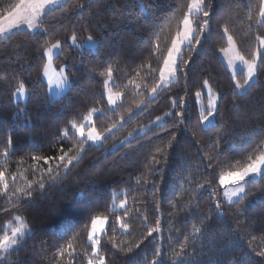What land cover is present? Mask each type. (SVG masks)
<instances>
[{
  "label": "trees",
  "instance_id": "16d2710c",
  "mask_svg": "<svg viewBox=\"0 0 264 264\" xmlns=\"http://www.w3.org/2000/svg\"><path fill=\"white\" fill-rule=\"evenodd\" d=\"M16 2L18 0H0V14ZM208 2L213 5L215 13L211 35L201 45L193 42L191 49L185 46L181 54L183 60L188 61L187 79L179 75L155 97H150V89L159 82V69L163 67L166 49L175 38L177 25L182 14L187 12L190 0H65L47 10L42 27L48 28V32H32L24 28L11 39L1 36L0 81L10 79L13 72H23L25 76L31 73L28 81L31 95H28L26 103L15 102L12 92L16 81H13L10 91L0 85V172H4L10 188L6 199L0 183V237L6 231L9 233L8 229L18 222L16 217H20L29 230L35 231L34 234L28 232L23 235L20 243L10 251L0 253V264H17V261L20 264H87L92 252L87 233L91 218L97 215L108 216L107 228L100 237V254L105 256L106 264H128L129 257L136 253L140 258L147 255L151 260L154 247L161 245L167 264L171 247L178 250L177 242L183 241L184 236L192 231L194 223L198 226V219H193L192 208H181L182 203L186 205L194 196L200 199L193 200L192 207L211 213L214 230L211 235L206 234L188 247L187 252L195 264H213L225 256L238 257L246 252L254 260L262 259L250 252L248 241L251 237L245 236L244 232L256 235L253 246L259 245L257 251L264 247L261 239L264 234L258 230L264 218V197L248 198L251 203L247 217L237 225L234 214L243 206L230 205L223 198L219 174L234 170L238 161L243 165L255 145L264 140V65L249 88L243 93L235 89L234 95L236 82L220 56V49L227 45V37L222 31L227 24L228 33L233 36L241 55L251 58L256 48L255 36L264 33V26L255 22L259 19L255 8L258 0ZM250 2L254 5L251 27L246 19ZM77 3H84L86 7L77 9L74 7ZM80 24L88 30L80 32ZM72 25L78 32V40L82 41L88 35L97 39L96 51H80L72 46L67 39L73 31ZM57 41L61 42L63 49L57 60L67 61L70 87L61 97L51 98L41 77L45 55L41 58L37 51L33 56V49L41 45L47 49ZM26 46H30L28 50ZM89 64L99 66L90 71ZM109 65L113 68L112 87L123 94L115 108H109L104 78L99 76V72ZM149 65L153 72H149ZM181 67L185 65L181 63ZM238 78L243 83L244 77L238 75ZM205 79L221 94L220 115L216 117L215 124L219 127L224 123L230 130L225 137L229 142L219 145L218 159L223 164L214 173L212 187L216 189L215 196L209 195L207 188L191 190L197 183L206 184L211 178L204 174L206 171L212 173L204 166L211 150L210 141L216 139V129L211 125L203 127L202 116L205 113L202 112V104L207 100L195 96L197 91L203 92L200 85ZM136 84L141 85L140 89L135 87ZM181 97L187 101L182 124L180 117L175 116L179 109L173 108L171 103L172 99ZM94 107L103 109L93 117L97 131L115 130L100 145L85 144L86 151L66 176L61 169L63 179L59 183L51 186L46 183L43 191L37 188L28 199L20 190L26 191L29 182L35 185L42 175L47 181L46 169L49 166L55 169L58 163L52 160L45 164L41 160L37 164L32 157L60 155L61 147L70 156L78 154L80 137L77 133L73 135L69 121L83 124L87 112ZM157 116H163L164 122L147 128L145 133L122 146L110 149L111 143L123 139L137 128L146 127ZM65 130L69 136L62 140L60 136ZM173 135L176 137L173 148L166 149L163 158L157 154L161 162L155 167L161 171L153 176L158 188L153 193L152 183H144V173L151 164V156L156 154V148L166 145ZM9 138L18 150L13 151V145L7 144ZM37 168L41 171H34ZM13 176L16 177L14 184ZM186 177L193 181L192 185L185 181ZM254 181V184L246 185L247 191L258 194L264 187V176ZM123 200L127 201L132 218H124L129 225L128 231L120 229L116 220V216L122 215V210L115 205ZM216 200L221 203L220 210L213 208ZM157 206L158 212L155 211ZM145 216L147 222L141 223ZM157 219L161 231L153 233L155 239L149 237L144 240L140 249H134L133 253L119 250L143 240L147 230L156 226ZM248 220L257 227H250ZM237 227L241 229L239 236L233 233ZM68 242L75 248L74 257L68 255L72 251L67 249ZM113 244L119 247H113ZM59 247L66 249L63 257L55 256Z\"/></svg>",
  "mask_w": 264,
  "mask_h": 264
},
{
  "label": "snow or ice",
  "instance_id": "6c2138e0",
  "mask_svg": "<svg viewBox=\"0 0 264 264\" xmlns=\"http://www.w3.org/2000/svg\"><path fill=\"white\" fill-rule=\"evenodd\" d=\"M60 0H18V2L11 4L4 13L0 14V35H3L6 39H11L13 35H16L20 32L21 28L26 27L27 29L32 30H40L42 32H48V28L42 27L44 25L45 20L44 17L48 15L46 9L50 5L59 4ZM77 9H84L86 5L84 3H77L74 5ZM91 7V5H88ZM254 5L253 3H249L247 5L248 15L246 19L250 22L249 27H251V22L254 20ZM256 14H258L259 19L255 22L261 26H264V0H258V3L255 5ZM195 13L199 16V19L194 20L192 18V14ZM215 15L213 11V5L208 2V0H190V3L187 5V12L182 14V20L177 25V31L175 34V38L171 41V46L166 49V56L163 58V67L159 69V81L160 83L151 87L150 91L153 96H155L159 89L163 87L164 82H166L170 77H177L179 75H183L185 80L187 79V71L186 66L188 61L183 60L182 50L183 46L187 44L191 49L193 42L195 45H201L203 40H206L212 33L213 29V16ZM243 23V20L240 21ZM73 31L71 35L67 38L71 40L72 46L77 45L78 40V32L75 30V25H72ZM90 27V25L88 26ZM88 28L85 27L84 24L79 25V31H87ZM224 34H228L229 27L227 24L223 26L222 29ZM227 40L229 44H233V36L227 35ZM256 48L251 53V58L246 59L244 55L239 54L238 52L235 55V60H238L246 69V72L241 71L240 73H233V79L236 75H241L244 77L243 83H240L239 80L236 81L234 86V95L235 89H243L245 86H248L250 81L257 77V74L262 71L261 66L264 65V33H260L255 36ZM87 43L95 44V39L93 35H88L86 38ZM37 44H39V40H37ZM26 46V50H28ZM157 48L159 45L156 46ZM52 49H62L61 42L57 41L56 43L51 45V48L44 49L43 45L40 48L33 49V56H35L36 52L39 51L41 54V58L45 54L49 57V63L43 65V74L49 78V81L52 79V75L49 71L50 62L52 56ZM221 52L229 53L234 51L232 48H221ZM191 59V58H189ZM181 63L185 65V67H181ZM229 63L233 68H235V63L233 60H230ZM99 65L89 64L88 69L91 71ZM23 68V65H21ZM154 70L149 65V72H153ZM61 78V82L67 83V78L63 75V70H61L59 74ZM99 76L103 77V85L107 90V100L110 105L116 104L115 96L119 95L122 97V93L114 94L112 92V88L109 86L113 80V68L109 65L103 71L99 72ZM31 77V73H28L27 76L24 75L23 72H13L12 76L8 80L0 81V85L4 87L6 91H10L13 88V81H16L15 91L12 92V96L16 98H20L25 95H31L30 85L28 83ZM134 83V82H133ZM135 87L140 89L141 85L136 84ZM201 89L207 90V99L208 105L206 108H202V112L206 113L202 116V120L211 125L212 128L216 129V139L210 141L211 150L207 154V164L204 166L205 169H211L212 173H208L207 171L204 173L205 175H209L211 178L208 179L206 184L197 183L195 187L191 190L195 192L197 189H209V195L215 196L217 195L216 189L212 187L215 181V171L217 167H221L223 162L219 161L218 153L221 151L219 145L223 143H228L229 141L225 139L226 136L229 135V129L226 128L224 123H221L219 127L214 123L216 117L220 115V106L219 100L221 99V94L219 92L213 93L212 87L209 84V81L205 79L203 83L200 85ZM103 95V93H102ZM204 93L202 91H197L195 96L197 99H202ZM143 103V101L141 102ZM173 108H178L179 110L175 112V116L180 117V123L182 124L185 119V114L187 112V101L184 100L183 97L180 99H172L171 101ZM93 112L101 111L97 109H93ZM26 114V113H25ZM167 115L171 116L172 113H168ZM123 119V118H121ZM160 117H157L159 120ZM239 119V117H237ZM71 129H73V135L75 133H79V141L77 143L78 154L68 155V153L64 152L63 147L60 148V155H52L47 157L34 156L33 160L39 164L41 160L44 161L45 164H48L52 160L58 161L55 169L49 166L46 169V175L48 180L45 181L44 176L33 185L31 182L27 185V190L21 189L20 191L27 196L28 199H31L33 193L36 189H40L43 191L45 189L46 183L51 186L54 183H59L60 179H63V176H66L68 171L71 170V167L75 166V162H78L81 159V154L86 151L84 147L88 142H92L93 144H99L104 139L107 138L105 132L97 131L95 127L90 126L89 122V131L85 133L84 128L85 125H77L74 122L69 121L68 125ZM116 127V125H113ZM259 127V125H257ZM264 130V129H262ZM112 129H108L107 132L110 133ZM249 135H252L249 133ZM69 133L67 130L63 132L60 136V139H68ZM176 140V137L173 135L171 140L167 142L166 145H162L156 148L155 153L151 156V164L148 165V170L144 173L145 180L144 183L147 184L149 182L152 183V191L155 193L158 191L156 187L155 180L153 176L155 173H159L161 171L160 168L155 167V165L160 164V159L157 158V154L163 158L166 149L173 148V141ZM8 145H13V141L9 138L7 141ZM18 150L15 145H13V151ZM6 154H8L6 152ZM245 163L243 165L237 162L238 166L235 167L234 170L228 172H221L219 174V185L222 187H227L228 185H232L231 192H225V195L228 198V203L230 205H242L243 207L237 208L235 215V220L237 225H240L242 219L247 217L248 207L251 203H245L248 201L250 196L256 197H264V187L259 189V193H253L251 190L246 191L245 185L254 184L255 181L253 179H246L250 177H254L256 175L264 176V140H261L260 143L256 144L253 152L245 157ZM166 162V160H165ZM203 163V161H202ZM61 169L64 170L63 176L61 175ZM199 170V169H198ZM34 171H41L40 168L34 169ZM16 181V177H12V183L14 184ZM185 181L192 185L193 181L189 178H185ZM0 183L3 184L4 196L7 199L9 193V183L5 179L4 172H0ZM183 187V184H181ZM15 194V192H13ZM233 197H237V199L233 200ZM200 197L194 196L192 200L188 201L187 204H181V208H192L193 219H198V226L196 223L192 226V231L184 236L183 241H178V250L177 247H171V257L167 264H195L194 260L190 259V254L187 252V249L190 245H195L197 241L200 240L201 237H204L206 234L211 235L213 233V225L211 223L212 217L210 212H200L198 208H193V200H198ZM171 203V202H170ZM175 205L173 204V207ZM213 208L216 210L221 209V203L219 200H216L213 203ZM119 209L122 210V215L116 216V220L119 222L120 229L124 231H128L129 225L124 222V218L127 217L132 219L129 216L130 209L127 206V201L123 200L119 204ZM155 211H159V207L157 206ZM115 213V206L113 208V214ZM15 219L20 220V217H16ZM108 216H94L91 218V227L87 233V240L90 242V246L92 249L91 256L87 261V264H106L105 256L101 255V239L98 233H103V225L107 222ZM147 222V216H145L144 221L141 223ZM250 227H257V225L251 221H247ZM156 226L147 230V236L144 237L138 243L129 244V246L125 249L120 247L119 250L122 252L133 253L134 249H140L141 244L144 243V240H147L149 237H153V233H158L161 231L160 221L157 219L155 221ZM26 225L21 223L20 227H10L8 231L11 232V235H8L6 231L3 237H0V250L8 252L9 248L16 246L20 243L21 237L24 235V230ZM258 230L261 234H264V218L261 219ZM32 234H34V229L29 230ZM241 232L240 227H237L233 230L234 235L239 236ZM245 236H250L251 239L248 241L250 246V252L254 253L256 257L262 258L260 261L254 260L250 253H243L241 256H233L228 257L225 256L222 259H217L213 262V264H264V247H260V250L257 251V247L259 245L253 246L257 237L252 232L245 231ZM264 240V236L261 237ZM26 243V242H25ZM211 243V241H210ZM113 247H119L118 245L113 244ZM67 249H72L71 252L68 253L69 256L74 257L75 248L71 242L67 243ZM66 249L64 247H59L55 256L63 257L65 255ZM11 255V253H9ZM6 259V257L4 258ZM17 264H20L17 261ZM71 264V262H69ZM128 264H166L165 260V252L163 250V246H155L152 251V259L149 260L148 256L145 255L143 258L139 257V253L134 254L129 257Z\"/></svg>",
  "mask_w": 264,
  "mask_h": 264
},
{
  "label": "rangeland",
  "instance_id": "374dc122",
  "mask_svg": "<svg viewBox=\"0 0 264 264\" xmlns=\"http://www.w3.org/2000/svg\"><path fill=\"white\" fill-rule=\"evenodd\" d=\"M62 1L64 2L65 0H60L59 3H62ZM56 5H59V4H56ZM56 5H50L47 9L49 10L50 7L52 8L53 6H56ZM51 8H50V9H51ZM47 9H46V11H47ZM194 16H197L195 13L192 14V18H193L194 20H196L197 18H194ZM30 30H31L32 32L36 31V30H32V29H30ZM225 35H226V37H227V35H230V34L228 33V34H225ZM1 36H3V35H0V37H1ZM94 39H95V44L87 43V42H86V38L83 39L82 41L77 40V45H79V46H75V47H76L78 50H80V51H82V50H84V49H90L91 51L94 52V51H96V48H97V45H98V41H97V39H96V38H94ZM233 41H234L233 44H229V42H228V40H227V45L225 46V48H232V49H234V51L229 52V53H227V54H226V53H223V52L220 51V56H221V58L224 60V62H226V65H227V67H228V70H230V73H231L232 78H233V73H234V72H235V73H238V72H240V71H244V72H246V69H244V66H243L238 60H235V55H236V53H237V52H238L239 54H241V53L239 52V48H238V46L236 45L234 39H233ZM70 42H71V40H70ZM71 43H72V42H71ZM51 45H52V44H51ZM51 45H49L48 48H51ZM61 46H62V44H61ZM185 46H187V44H185V45L183 46V48H184ZM182 51H183V50H182ZM60 56H61V49H52V56H51L50 69H49V71H50V73H51V75H52V79H51V81H49V78H48L47 76H44L43 71H42V75H41V77L45 80V82H46V84H47V89L49 90V95H50L51 98H59V97H61L65 92L68 91V88L70 87V77H68V74H67V70H68V67H69V66L67 65V61H66L65 59L57 60V58L60 57ZM230 60H233V61H234V63H235V68H233V67L231 66V64L229 63ZM46 63H49V57L47 56V54H45V63H44V64H46ZM61 70H63V75H64V77L67 78V81H68L67 83L61 82V78H60V76H59ZM256 78H257V77H256ZM256 78H254L252 81H250L249 85H248V86H245V88H243V89H236L237 92H239V93H243V92H245V91L249 88V86H250V85L256 80ZM175 79H176L175 76L170 77L166 82H164L163 87H161V88L159 89V91H160L162 88L166 87L170 82L174 81ZM233 80H234V82H236L237 80H239L238 75H236L235 78H234ZM158 83H160V81H159ZM158 83H157V84H158ZM240 83H242V82L240 81ZM209 84H210V83H209ZM210 85H211V84H210ZM109 86L112 88V92H113L114 94H118V92H116V91L114 90V88L112 87V83H111ZM103 87H104V85H103ZM211 87H212V86H211ZM212 90H213V93H216V92H217V91H216L215 89H213V88H212ZM159 91H158V92H159ZM104 93H105V96H106V99H107V90H106L105 88H104ZM203 93H204L203 98H206L207 101H206L204 104H202V108H206L207 105H208L207 90L204 89V90H203ZM155 96H156V95H155ZM155 96H153V95L150 93V97H155ZM27 97H28V95L22 96V97H20V98H16V97H14V101H15V102H23V103H26V101H27ZM203 98H202V99H203ZM115 99H116V104H114V105H110V104L108 103L109 108H115V107L121 102V99H122V98H121V96L116 95V96H115ZM93 109H97V110H101V111L93 112V111H92ZM98 112H103V109H101L100 107H98V108H97V107H94V108L90 109L89 112H87V115H86V117H85V119H84V121H83V125H85V128H84L85 133H87V132L89 131V122H90V126L95 127V126H94V123H93V117H94V115L98 114ZM205 114H206V113H205ZM157 117H160V119L157 120V118H155L154 121L148 123V124L146 125V127L137 128V129H135L133 132H131V133H129L128 135H126L125 137H123V139L111 143V145H110V149L112 150V149L118 148V147L122 146L123 143H125V142H127V141L133 139L135 136L145 133V130H146L147 128H150V127L153 126V125L161 124V123L164 122V117H163V116H157ZM214 123H216V120L214 121ZM202 125H203V127H207V126H209L210 124L207 123V122H204V121L202 120ZM114 130H115V128H112V131H111L110 133L105 132L106 136H107V137L110 136L111 133H112ZM77 134L79 135L78 132H77ZM104 140H105V139H104ZM104 140H103V141H104ZM103 141L100 142L99 144H94V145H100L101 143H103ZM89 143L93 144L92 142H89ZM260 177H261L260 175H256V176H254V177H250V178H246V179L258 180V179H260ZM232 187H233L232 185H228L227 187H223V190H224V191H223V198H224L227 202H228V198H227V196L225 195V192H231V191H232ZM245 190L247 191V186H246V185H245ZM235 199H237V197H233V200H235ZM248 202H249V201H246L245 203H248ZM119 204H120V202H119V203H116L115 206L119 207ZM21 223H23L24 225H26V224L22 221V219H20V220H18V222H17L15 225H13V226H11V227H20ZM107 224H108V220H107V222L102 226L103 229H104V231H105L106 228H107V227H106ZM28 232H30V231H29V228H28L27 225H26V228H25V230H24V235H25L26 233H28ZM103 233H104V232H103ZM103 233H98L99 237H101V235H103ZM8 235H9V236L11 235V232H10V231H9ZM19 239H20V238H19ZM14 247H15V246H13L12 248H14ZM12 248H9L8 251H10ZM0 253H6V252L3 251V250H0Z\"/></svg>",
  "mask_w": 264,
  "mask_h": 264
},
{
  "label": "crops",
  "instance_id": "0c3cea01",
  "mask_svg": "<svg viewBox=\"0 0 264 264\" xmlns=\"http://www.w3.org/2000/svg\"><path fill=\"white\" fill-rule=\"evenodd\" d=\"M62 2H63V1H62ZM59 4H60V3H59ZM56 6H58V5H56ZM53 7H54V6H53ZM50 8H51V7H50ZM50 8H49V9H50ZM47 10H48V9H47ZM46 12H47V11H46ZM24 28H26V27H23V28H21V29H24ZM0 38H1V37H0Z\"/></svg>",
  "mask_w": 264,
  "mask_h": 264
}]
</instances>
